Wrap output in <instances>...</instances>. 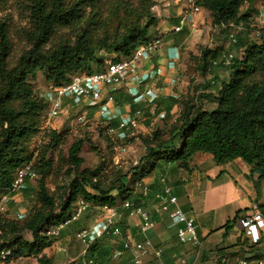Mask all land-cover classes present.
Masks as SVG:
<instances>
[{"label":"trees","instance_id":"obj_1","mask_svg":"<svg viewBox=\"0 0 264 264\" xmlns=\"http://www.w3.org/2000/svg\"><path fill=\"white\" fill-rule=\"evenodd\" d=\"M256 1L192 0V5L208 12L212 26L228 29L251 24V7ZM152 5L153 0H136L135 4L131 0H30L27 7L30 29L23 33L30 48L12 66L8 64L12 52L10 25L7 19L0 18V203L10 194L17 169L28 163L37 167L29 143L40 132L48 105L35 94L29 80L37 72H44L50 85L68 84L74 76L103 69L104 59L96 58L100 51L116 52L118 56L111 58V62L130 57L136 49L151 42L149 30L157 21L151 14ZM244 7L247 10L242 12ZM103 9L107 10V19L102 17ZM61 30L73 33L74 39L53 43ZM256 33L254 41L242 45V59L233 57L228 67L219 64L230 69V77L220 82L213 110L192 107L180 111L167 133L156 131L144 141L148 169L152 166L155 171L159 161H163L177 163L178 168L188 171L196 153L210 155L221 166L241 159L250 167L248 178L259 189L264 181V23ZM241 42L236 39L234 45ZM222 54L215 49L205 50L202 71L213 66ZM129 109V114H133L132 106ZM118 122V118L113 119L108 126L117 127ZM58 140L59 135L51 132L50 142ZM81 148V141L70 148L68 174L76 175L57 214L53 213L55 201L41 180L34 192L42 207L33 208L22 222L0 217V255L9 252L6 262L34 258L39 264H50L51 259L44 251L56 244L58 236L49 232L69 217L77 201L89 207L114 208L117 197L122 203L130 201L139 206L140 197L149 196L151 187L146 195L144 186L136 197L129 192L123 173H118L108 186L98 177V169L78 173L83 164L79 156ZM39 167H46L42 160ZM144 169L136 167L135 184L138 181L142 185V180L150 175L142 173ZM254 176L257 180H253ZM258 209L264 216V205H258ZM239 218L237 214L221 227L224 237L237 231ZM25 232L30 233L31 241L24 240ZM99 239L89 247L88 256L103 264L98 258L108 259V251L98 243ZM235 239L237 247L253 249L241 231Z\"/></svg>","mask_w":264,"mask_h":264},{"label":"rangeland","instance_id":"obj_2","mask_svg":"<svg viewBox=\"0 0 264 264\" xmlns=\"http://www.w3.org/2000/svg\"><path fill=\"white\" fill-rule=\"evenodd\" d=\"M29 1L30 0H0V18L7 19L10 25V39L12 43V52L8 58V64L10 66L16 64L20 56L30 48L28 41L23 36L24 31H28L30 29L27 11ZM187 1L188 0H182V4L186 5ZM131 2L135 4L136 0H131ZM164 4L166 5L164 0H153L151 14L157 19V21L156 24L149 30V38L151 41L158 39L161 45L165 42V38L160 35L159 29L162 28V23L159 12L164 13V11H162L165 6ZM102 11L104 12H102V17L107 19V10L103 9ZM254 22L258 26L254 24ZM262 24L263 23L253 20V22H251V24L247 27H241L242 29H238L236 26H233L228 29H214V32L210 30L206 37L208 38V41L212 39L213 42L209 43L207 41L208 43H203L202 41H199L192 46L193 51H184L185 55L183 57L186 59L184 73L186 74V78L184 79L185 81L182 79L178 82L177 91L180 95V101L178 100V103H180L181 108L178 112L176 111L177 108L173 110V115L175 117L180 111L187 110L192 107H201L205 110L213 108L212 99L200 97L201 95L214 97V93H208L206 91H217V89L214 90L217 85L210 83L212 79H208L209 84H207L203 90L199 88L200 83H202V80L204 81V78L207 76V70L204 72L202 71V54L204 51L215 49L219 52L232 54L235 59L240 60L242 59L244 52L242 45L247 42L254 41L257 38L256 31L259 30V27ZM210 25L211 24L209 23V26ZM167 26L169 25L167 24ZM164 27L165 29L169 28L166 27V25ZM230 35H232L235 40L240 39L242 44L235 46L232 42L233 39L230 38ZM64 38L68 40L74 39L73 33L68 30H61L57 33L53 43H58ZM48 46L50 47L51 44ZM116 56H118V54L114 51H100L97 53L96 58L102 60L106 57L114 58ZM145 74L147 73H142V77H145ZM229 77L230 69L225 68V80L227 81ZM197 78L201 81H196ZM29 83L32 85L35 94L45 101L48 97V87L50 86L46 80V74L44 72H37L35 77L29 80ZM196 84L199 85L196 86ZM200 90L205 92H202L203 94L198 93ZM112 98L114 103L107 108V111L111 110L115 112L118 111L117 108H123V106L129 107V105L132 106L133 113L137 110L141 111V117L139 118L140 128L137 131L136 137H121L115 126L109 127V121L105 122L103 117H97L96 111H98L99 104H91L84 100L72 103V101L68 100L65 106L66 113L56 120H49L47 112L45 111L42 118L40 132L29 143V150L34 154L33 159L37 164L35 169L37 171L38 179L34 182L28 183V187L23 189L19 195H15L10 200H3L2 203H0L1 218L5 217L8 219H18L22 222V220L33 208L42 207L41 203L36 200L34 192L41 180L43 181L48 194L52 196L55 201L53 213L57 214L62 200H64L67 196L69 183L76 175L74 173L71 175L68 174L69 169L71 168V165H69V151L72 145L79 141L82 142V148L79 156L83 159V164L78 169V173L85 170L95 171L98 169V177L101 182L105 184V186H108L111 181L115 180L118 173H123L126 175L124 182L126 183L128 191L134 193L135 196L134 189L137 188V186L135 185L136 176L133 175V173L135 172L136 167H144L145 169L142 173L150 174L151 176L154 173V168H152V166L148 169L145 165L146 144L144 141L150 139V135L156 131L167 133L169 131V126L176 118L173 116V118L160 121L156 118V116L159 112H163V110L161 111V109H164L162 105L155 102H151L148 107L143 106L144 103L137 105L133 102L131 97L127 96L122 91L114 93ZM83 113H86V117L85 121L81 122L79 121V117L84 115ZM113 116L112 120L117 119L116 115ZM165 121H167V123ZM142 126L146 129L144 130L141 128ZM110 128L114 129L113 133L109 132ZM51 132H55L59 135V140L56 143L50 142ZM122 149H124V151H122ZM40 160L43 161L46 167H39ZM206 170H208L207 165H204V171ZM210 174H212L211 178L213 179L215 176L212 171ZM253 180H257V176H254ZM218 191L221 192V197L217 200L216 206L218 207V210L224 208L226 210L228 209L226 206H230V199L227 198L223 189H218ZM254 191V200L258 203V205H264V181L261 182L259 189L256 190L254 188ZM31 194H33L34 197H32ZM177 194L180 197L183 195L180 189H178ZM187 194L189 195V193ZM231 197L236 198L235 192L231 194ZM181 198L183 199V197ZM121 204L122 202L117 197L116 203L113 207L115 211L121 214L123 219L126 218V216L124 215L125 212L121 209ZM219 205H221L220 208ZM251 209L252 208H242V210L235 213L232 219L235 218L237 214L241 217L242 215L249 213ZM19 211L20 217L18 218L17 213ZM85 213L86 218L83 220L82 225H74V227H72V232L68 233V243L65 246L62 247L60 245H55L47 251H44V255L51 259L50 264H75L82 257L81 252H83V244L76 238V234L83 230H91V224L98 218L102 219V217H104V212L96 206L88 207ZM108 237L109 236L100 238L98 243L103 246H107L109 249H113V254L109 257V259H102L99 257L98 260H100L103 264H117L118 258L116 255L120 252V241L109 239ZM23 238L25 241H31L30 233L25 232L23 234ZM75 238L79 241V243ZM60 240L61 238L58 237L56 243ZM236 247L237 244L235 239L233 245L229 246L225 250H219L217 253V262L221 263L222 260L226 259V261L233 262L236 258L245 253V248L243 247H238L237 252H234L235 250L230 251L232 249H236ZM59 248H64L65 251H58ZM22 264L39 263H37L34 258H27L22 260Z\"/></svg>","mask_w":264,"mask_h":264},{"label":"crops","instance_id":"obj_3","mask_svg":"<svg viewBox=\"0 0 264 264\" xmlns=\"http://www.w3.org/2000/svg\"><path fill=\"white\" fill-rule=\"evenodd\" d=\"M164 1L166 3L162 10L164 13L159 12L162 23V28L159 30L160 35L165 38V42L162 45L159 43V49L151 55L149 60L144 61L139 70V74L154 69L150 85L155 92V97L151 101L143 102V106L148 107L151 102L159 103L164 107L161 111L163 110V112H165V119H169L173 118V110L175 108H177V112L181 108L177 100L179 99L180 101L177 88L178 82L182 79L185 81L184 79L186 78V74L184 73L186 63V59L183 57L185 55L184 51H193L192 46L199 41L203 43L213 42L212 39L208 41L206 37L209 31L212 30L214 32V29L218 30L223 28L212 25L209 26L210 17L207 11L202 9L196 12L192 10L189 11L188 8L191 6L190 0L187 1L186 5L182 4V0ZM251 9L253 10L252 19L259 23H264V0H257ZM246 10L247 7L242 8V12ZM167 24L169 26H167ZM254 24L256 23L254 22ZM165 25L169 28L165 29ZM237 28L242 29L240 26ZM110 59L111 58L106 57L104 58V62ZM224 72L225 68L223 66H209L204 81L202 80L200 85L196 84V86L199 85V88L203 90L207 84H209L208 79H212L210 83L217 85L214 89H217L216 92L213 90L206 91L208 93H214V97H210L209 95L200 96L207 97L206 99H212L213 108L208 110H213L216 107L214 98L217 97L220 82L226 81ZM167 81H171V87L166 85ZM196 81L200 82L201 80L197 78ZM202 92L205 91H198V93ZM117 110L118 111H115L116 113L111 110L108 112L111 115H116L118 119H122L127 117L130 111L128 106L117 108ZM64 113H66V111ZM83 114L86 115V113ZM177 116L174 117L177 118ZM60 117L61 116L58 118ZM167 121L165 122L167 123ZM141 128L144 130L146 129L143 126ZM204 165H207L208 170L204 171ZM211 171L215 176L213 179L211 178ZM249 171L250 167L241 159H236L221 166L217 165L210 155L203 153H196L193 155L189 162L188 171L178 168L177 163H164L163 161H159L153 175H149L142 180L143 186L145 183H148L149 187H151L149 196L145 199L140 197V202L137 203V205L148 212L152 221L151 228L142 232L136 226L135 220L129 216L127 211L123 210L126 216V218L123 219L121 214L116 211V222L117 226L120 227L122 231V235L119 237L109 236L108 238L120 241V252L116 255L118 258L117 264H134L130 251L124 250L122 243L125 240H129V242L133 244L144 238L149 239L155 249L163 250L161 260L166 264H172L179 258H185L194 264L217 263L218 251L225 250L233 245L240 231L237 229L236 232H230L227 237H224L221 227L230 221L235 213L242 210V208L249 209L258 206V203L254 200L255 191L253 183L247 177ZM160 177L165 178V184L171 188L173 194L177 197L181 210L189 217L194 218L197 235L202 241V246L199 249L193 248L190 245H181L176 236L177 227L180 226L179 223L171 219L167 213L158 212L157 207L159 202L157 203L156 200L153 199V193H158L161 189V184L159 182ZM135 185L137 186V188L134 189L136 197L141 194L142 185L139 182H136ZM178 189L183 193L181 196L183 199L178 196ZM218 189H223L227 198L230 199V206H226V208H228L226 210L225 208L218 210L216 206L217 200L221 197V192H219ZM234 192L236 198L231 197V194ZM187 193H189V195ZM220 207L221 205H219V208ZM85 216L86 213H84L77 222L64 228L58 236L61 240L55 245L65 246L68 243V233L72 232V227H74V225H82L83 220L86 218ZM99 219L101 220V218H98L91 224V231L97 229L100 221ZM77 242L79 243L78 240ZM104 247L108 251L109 259L113 254V249H109L107 246ZM83 248L84 247H82V251ZM237 249L238 247L230 251L235 250L234 252H237ZM58 251H65V249L59 248ZM156 261L154 253L150 252L143 259L142 264H156Z\"/></svg>","mask_w":264,"mask_h":264},{"label":"built area","instance_id":"obj_4","mask_svg":"<svg viewBox=\"0 0 264 264\" xmlns=\"http://www.w3.org/2000/svg\"><path fill=\"white\" fill-rule=\"evenodd\" d=\"M196 12L198 9L192 5L188 8ZM233 39V36L230 35ZM235 39L232 40L235 43ZM159 41H151L136 49L134 53L118 62H111L110 60L104 62L103 69L90 74L82 76H74L71 82L63 85H50L48 87V97L45 100L48 109L47 116L49 120H53L64 114L66 102L68 100L72 103L87 101L91 104H99L97 117H103L105 122H111L114 117L107 108L114 103L112 95L114 93L123 92L131 97L135 104L151 101L155 97V92L150 85L153 70L145 72V77L142 73L139 74L144 61L151 58V55L159 49ZM233 59L232 54L223 53L222 56L214 61L213 66L217 67L219 64L223 66H230ZM144 74V73H143ZM162 74V73H161ZM160 74V75H161ZM167 86L172 85L171 81H167ZM179 100V99H177ZM102 103V104H100ZM86 115L79 117V121H85ZM141 111L137 110L127 117L118 119L116 130L121 137L135 138L137 131L140 128L139 118ZM166 117L165 112H159L156 118L163 121ZM110 133L114 132L113 128L109 129ZM124 151V149H122ZM37 178L35 168L32 163L24 164L15 171L14 179L11 184L10 194L3 198L4 201L12 199L15 195H19L21 191L28 187V183L34 182ZM159 182L161 189L155 194L154 200L158 204V212L167 213L171 219L176 220L180 226L177 227L176 236L181 245H190L193 248L199 249L202 246V241L199 239L196 231L195 220L193 217L186 215L178 204L177 197L173 194L170 187L165 184V178L160 177ZM149 184L145 183L143 187V194L146 195ZM88 204L83 201H77L70 212L69 217L61 224L50 230V234L59 236L60 232L69 225L77 222L81 216L88 209ZM121 209L127 211L129 216L135 220L136 226L145 232L152 226V221L147 211L140 206H135L130 201H124L121 204ZM101 210L104 212V217L99 221L97 229L83 230L76 234V238L83 244L84 250L82 257L75 264H99L96 260L88 256V249L94 241L103 235H111L119 237L122 235L120 227L117 226V212L114 208L102 206ZM20 217V211L17 213ZM238 229L248 238L253 245V249L245 248V253L235 259L233 262L222 260L221 263L215 264H264V216L257 206L252 207L251 211L242 215L237 221ZM123 249L130 251L134 264H142L143 259L153 252L156 258V264H166L161 260L162 249H155L149 239H142L133 244L129 240L122 243ZM9 252H3L0 255V264H22V258L12 259L6 262ZM172 264H194L185 258H179Z\"/></svg>","mask_w":264,"mask_h":264}]
</instances>
